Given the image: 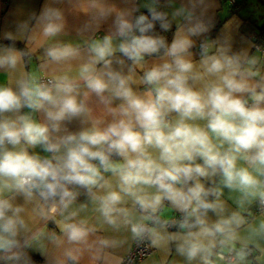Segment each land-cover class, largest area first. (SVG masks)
<instances>
[{"label": "clouds", "instance_id": "clouds-1", "mask_svg": "<svg viewBox=\"0 0 264 264\" xmlns=\"http://www.w3.org/2000/svg\"><path fill=\"white\" fill-rule=\"evenodd\" d=\"M61 2L3 39L31 31L74 71L45 78L25 70L31 49L0 45V264H31L37 244L51 264H123L127 239L184 264H264V56L235 48L234 21L209 41L194 5L160 0H67L79 33L110 23L63 42Z\"/></svg>", "mask_w": 264, "mask_h": 264}, {"label": "crops", "instance_id": "crops-1", "mask_svg": "<svg viewBox=\"0 0 264 264\" xmlns=\"http://www.w3.org/2000/svg\"><path fill=\"white\" fill-rule=\"evenodd\" d=\"M52 0H0V45L2 42L9 40L3 39V33L6 31L16 32L17 24L28 21L30 28L34 27L35 21L31 18L33 15H39L42 7L46 3H51ZM114 2L119 7L129 6L126 0H114ZM137 5H143L147 0H134ZM247 7L240 10L238 13H234L233 10L229 8L227 0H172L171 6L169 5V0H160L161 10L171 13L175 8L184 6L187 8H192L195 6V12L197 16H200L205 22L211 25V30L207 34L209 41H213L214 38L220 35L224 29V25L228 21H234L232 29V37L234 39L235 48L239 49L242 47L248 48L250 54H256L264 56L254 48L252 41L248 38V33L254 29L259 28L264 25V0H248ZM56 6L62 7L66 11L68 26L64 34H62L57 39L63 42L71 43H83L85 39H90L93 36H103L106 34L109 23L101 26L97 32L79 33L77 30L83 25L87 20V17L83 14H76L72 12L71 7L67 0H62ZM142 12H146L147 9L141 7ZM254 22V23H252ZM176 21L173 24L176 26ZM32 32L20 33L18 38L14 41L20 43L24 46L25 50H29L30 54L25 57V70L33 71L37 74L40 73L41 69L45 78L52 76L57 71L68 70L71 68L73 71L76 68V62L73 61L71 64L67 65H54L46 64L44 60V48L39 46L35 42L30 41ZM13 42V41H12ZM262 51H264V42L261 44ZM194 52L196 49L193 50ZM195 59H199L198 55ZM151 63V61H149ZM43 66V67H42ZM139 71V70H137ZM264 72V68H261ZM4 73L0 70V83H3ZM73 130H75L76 125H70ZM37 151H41L37 149ZM41 154H43L41 152ZM233 194L229 193L227 189H224L223 199L229 205L231 209H235L236 205L230 198ZM85 197L82 195L78 202H83ZM254 207L251 208L253 215H259V212L254 213ZM91 215V213H89ZM179 216V213H176ZM210 216L215 218L212 213ZM38 229H43L45 233L52 231L59 232V228L54 222H49L47 224H38L36 226ZM175 231V230H171ZM101 234L111 235L110 232H102ZM121 238H127V233L120 234ZM44 243H47L46 239ZM133 245V241L127 239L126 244L116 251V255L123 258L130 251ZM51 245H48V249L51 251ZM42 249L39 244L34 246L33 249L29 251L31 264H51V259L49 255L42 254ZM81 264H87V261H82ZM141 264H184L183 258L176 255L173 250L171 254L165 255L164 253L153 249L152 253L141 263Z\"/></svg>", "mask_w": 264, "mask_h": 264}, {"label": "built area", "instance_id": "built-area-1", "mask_svg": "<svg viewBox=\"0 0 264 264\" xmlns=\"http://www.w3.org/2000/svg\"><path fill=\"white\" fill-rule=\"evenodd\" d=\"M227 4L234 11L238 9L236 0H227ZM248 38L252 41L255 49H257L261 53H264V51H262V46H261L262 41L254 30H251L248 33ZM256 212H259V209L255 206L254 213ZM170 230H175V229H170ZM151 253H152V248H148L144 244L137 245L135 242H133L130 251L126 254V256L122 258V262L123 264H141Z\"/></svg>", "mask_w": 264, "mask_h": 264}, {"label": "trees", "instance_id": "trees-1", "mask_svg": "<svg viewBox=\"0 0 264 264\" xmlns=\"http://www.w3.org/2000/svg\"><path fill=\"white\" fill-rule=\"evenodd\" d=\"M247 1H248V0H236L238 9H236L235 11H234L231 7H229V8H230L231 10H233L234 13H238L240 10L245 9V8L247 7V4H248ZM144 13L146 14L147 11L144 12ZM252 23H254V22H252ZM175 27H176V26L173 24V29H172V31H169V32H167V33H161V34L165 35V36L167 37V39L170 41L171 38H172L173 31L175 30ZM252 30H254V31L258 34V36H259V38L261 39V41L264 42V25H262V26L259 27V28H254V29H252ZM156 31H158V32L161 31V30L159 29V25H157V27H156ZM10 44H14V46H15L17 49H19V50H25L24 46H23L22 44H20V43H16V42H12V41H6V42H2V43H1V45H10Z\"/></svg>", "mask_w": 264, "mask_h": 264}]
</instances>
